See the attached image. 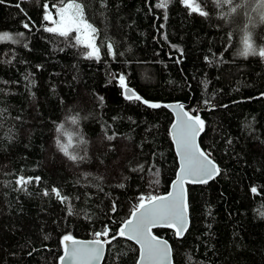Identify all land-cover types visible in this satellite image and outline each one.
<instances>
[{
    "label": "trees",
    "instance_id": "16d2710c",
    "mask_svg": "<svg viewBox=\"0 0 264 264\" xmlns=\"http://www.w3.org/2000/svg\"><path fill=\"white\" fill-rule=\"evenodd\" d=\"M55 1L0 3V34L25 39L0 42V264H60L64 235L93 240L107 225L111 240L142 196L167 194L179 168L171 103L204 121L200 146L220 172L187 186L183 238L154 234L169 241L175 264H264L260 0H196L207 16L183 0L166 8L161 0H79L97 28L99 60L86 57L74 33L45 30ZM245 37L256 54H240ZM121 75L141 101L125 98ZM21 176L31 182L21 186ZM139 251L118 237L102 264H137Z\"/></svg>",
    "mask_w": 264,
    "mask_h": 264
},
{
    "label": "snow or ice",
    "instance_id": "6c2138e0",
    "mask_svg": "<svg viewBox=\"0 0 264 264\" xmlns=\"http://www.w3.org/2000/svg\"><path fill=\"white\" fill-rule=\"evenodd\" d=\"M3 2L4 0H0V3ZM224 2L230 4L232 0H224ZM183 3L192 12L202 16L208 15L206 11L201 9L196 0H183ZM157 6L166 8L167 0H161ZM256 10L264 18V0H260L256 5ZM232 11H235V8ZM57 14L59 16L58 20L53 18L50 11L44 15L43 19L54 25V27H47L45 30L65 38L75 32L77 34L74 37L76 44L83 45L88 49L86 57L99 60L100 48L95 43L97 29L85 19L83 4L72 0L66 6L60 7ZM23 27L27 29L29 24L25 23ZM19 35L23 36V33ZM0 41L17 42L8 33L0 34ZM243 42L244 49L240 53L241 55L247 57L250 53L256 54L247 37ZM107 47L111 50L112 46L109 44ZM258 54L264 57V49H261ZM111 55L115 56V52H111ZM119 83L126 99L142 100V97L127 86L123 75L119 76ZM100 99L103 100V97ZM142 102L149 103L147 100ZM150 106L153 108L161 107L160 104L155 103L150 104ZM175 110L177 119L176 123L172 125V138L177 146L181 166L178 178L172 185V191L163 196H142L130 218L122 223L115 234L111 236V240L106 239L111 231L107 225L103 227L102 231L96 232V238L90 241L77 240L71 234L64 235L62 238L63 255L59 257L60 264H65L66 261L68 264H99L104 253L105 244L111 243L112 240L118 237H126L139 245L138 264H170V248L167 241L153 235L152 229L157 226H166L173 228L177 235H182L186 231L188 223L185 183L189 181L192 183H207L208 180L214 178L220 172L219 167L210 159V154L201 149L197 143V137L204 130V121L199 115L193 116L189 111H185L182 104L175 105ZM75 122L73 119V123ZM63 127V124H61L57 131H60ZM112 138L108 137V139ZM59 146L65 155H69L66 145L60 144ZM70 159L75 161L77 156L70 155ZM28 182H31V180H26L23 176L17 181L21 186ZM52 191L58 198L67 199V197H62L58 190L53 189ZM252 191L255 192L256 189L253 188ZM47 194L45 193V195ZM113 211H115V206H113ZM69 213H71V208H69Z\"/></svg>",
    "mask_w": 264,
    "mask_h": 264
},
{
    "label": "water",
    "instance_id": "95a60500",
    "mask_svg": "<svg viewBox=\"0 0 264 264\" xmlns=\"http://www.w3.org/2000/svg\"><path fill=\"white\" fill-rule=\"evenodd\" d=\"M177 104H180V103H171V104H168V106H167V107L172 111V113H173V115H174V121H173L172 125H173L174 123H176V119H177L176 110H175V105H177ZM184 110L187 111L185 107H184ZM172 125H171V129H170L171 137H172ZM200 134H201V133H200ZM199 137H200V135L197 137V143H198V145L200 146ZM172 141H173V143H174L175 150H176V154H177V156H178V161H179V168H178V171H177L176 179L173 181V183H174V182L177 180V178H178V175H179V169H180V166H181V165H180V156H179V153H178V151H177V146H176V143H175V141L173 140V138H172ZM200 148H201V146H200ZM201 149H202V148H201ZM210 159H211V158H210ZM214 163H215V162H214ZM215 164H216V163H215ZM216 165H217V164H216ZM216 176H217V175H216ZM216 176H215V177H216ZM215 177H214V178H215ZM214 178L208 180V182H211ZM208 182H207V183H208ZM173 183H172V185H173ZM201 184H205V183H192L191 181L185 183L184 188H185V190H186L187 204H188V191H187V186H188V185H201ZM172 185H171L170 191H169L168 193H170V192L172 191ZM168 193H167V194H168ZM167 194H165V195H167ZM162 196H163V195H162ZM187 220H188V223H187V229H186V231H184V233H183L182 235H177V234H176L178 238H183V237L185 236V234L187 233L188 229H189V225H190V218H189V205H188ZM157 228L171 229V230H173V231L175 232V230H174L173 228H169V227H166V226H157V227H154V228L152 229V233H153V235H155V236H157V235L154 234L153 230H154V229H157ZM175 233H176V232H175ZM157 237H158L159 239H161V240L167 241L165 238H162V237H159V236H157ZM124 238H126V237H124ZM126 239H127V238H126ZM127 240H129V239H127ZM81 241H90V240H81ZM129 241L133 242L134 244H136V245L139 247V245H138L135 241H133V240H129ZM167 243H168V246H169V248H170L169 262H170V264H175V263H174L173 251H172L171 244L169 243V241H167ZM139 250H140V247H139ZM105 255H106V244H105V249H104L103 256H102L101 260L99 261V264H102V263H103V260H104V258H105ZM65 264H68V262L66 261ZM137 264H138V261H137Z\"/></svg>",
    "mask_w": 264,
    "mask_h": 264
},
{
    "label": "rangeland",
    "instance_id": "374dc122",
    "mask_svg": "<svg viewBox=\"0 0 264 264\" xmlns=\"http://www.w3.org/2000/svg\"><path fill=\"white\" fill-rule=\"evenodd\" d=\"M69 2H72V0H66V1H64V2H62V0H57V1H55V3H54V8H55V15H56V20H58L59 19V16H58V14H57V12H58V9L60 8V7H62V6H66V4L67 3H69ZM76 2H78V3H81L79 0H76ZM84 16H85V12H84ZM85 19L87 20V22L88 23H90V24H92L93 25V27H95V25L92 23V22H90L87 18H86V16H85ZM45 28H47V27H54V25L50 22V21H48V23L44 26ZM96 28V27H95ZM97 29V28H96ZM3 33H8V32H3ZM3 33H1V34H3ZM74 33V36H76L77 34L75 33V32H73ZM8 34H10L12 37H13V39L15 40V41H17V42H15V43H21V42H24L25 41V39H24V36H20L19 34H12V33H8ZM0 42H11V43H13L12 41H0ZM95 43H96V45H97V47H99L100 48V55L102 54V51H101V47H100V45L98 44V32H96V34H95ZM109 45V44H108ZM107 45V46H108ZM112 46V45H111ZM107 52H108V54L110 55V56H113V55H111V52H114L113 51V47H111V50H109V48L107 47Z\"/></svg>",
    "mask_w": 264,
    "mask_h": 264
}]
</instances>
